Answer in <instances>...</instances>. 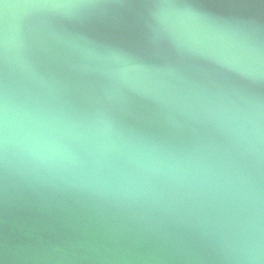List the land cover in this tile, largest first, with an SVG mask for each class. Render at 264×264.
<instances>
[{"label": "water", "instance_id": "obj_1", "mask_svg": "<svg viewBox=\"0 0 264 264\" xmlns=\"http://www.w3.org/2000/svg\"><path fill=\"white\" fill-rule=\"evenodd\" d=\"M0 264H264V0H0Z\"/></svg>", "mask_w": 264, "mask_h": 264}]
</instances>
